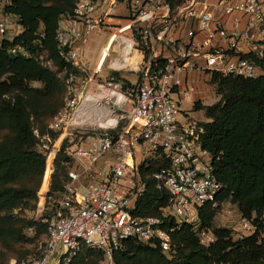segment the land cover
I'll return each instance as SVG.
<instances>
[{"label":"built area","instance_id":"2783aa9c","mask_svg":"<svg viewBox=\"0 0 264 264\" xmlns=\"http://www.w3.org/2000/svg\"><path fill=\"white\" fill-rule=\"evenodd\" d=\"M13 2L0 0V45L26 30L21 15L7 10ZM56 43L61 68L47 50L45 58L38 55L65 84L63 105L49 127L60 131L69 126L93 94L89 81L98 88L113 85L116 98L129 101L128 118L86 134L70 126L60 142L66 139L64 150L71 156L68 178L53 198L49 188L45 197L51 199L38 206L46 230L30 254L10 264L69 263L84 247L101 250L114 264V252L128 239L174 250L173 232L197 222L204 206L221 204L224 186L201 140L205 120L187 110L183 119L177 118L183 99L195 90L193 84L181 86L195 71L264 77V0H75L58 19ZM97 43L99 59L92 55ZM10 51L32 55L19 42ZM128 59H137L138 69L130 71L135 81L115 73ZM107 60L114 71L102 76ZM34 133L38 149L48 156L58 138L38 127ZM150 164L156 166L151 172L156 187L168 194L159 214L139 213L148 189L141 166ZM87 176L93 179L83 182ZM261 220L264 225V215ZM240 229V236L260 231L264 238V226L259 228L254 215L241 214ZM199 237L206 246L217 239L211 227L201 228Z\"/></svg>","mask_w":264,"mask_h":264},{"label":"trees","instance_id":"16d2710c","mask_svg":"<svg viewBox=\"0 0 264 264\" xmlns=\"http://www.w3.org/2000/svg\"><path fill=\"white\" fill-rule=\"evenodd\" d=\"M74 3L75 0H14L7 6V10L21 15L26 30L0 45V264H8L12 254H25L27 249L20 243L36 240V244L45 232L47 223L40 220L37 234L29 236L25 229L36 224V220L21 212L37 208L39 190L40 202H44L53 160L50 191L61 190L68 178L71 156L62 147L54 159H49L45 151L38 149L40 140L34 127L42 133L46 131L33 119L40 121L44 108L49 125L63 105L65 93L57 71L44 66L38 55L47 50L58 67L63 66L56 29L60 15L71 10ZM16 42L25 45L32 55L10 51ZM34 80L43 85H31ZM212 81L220 98L211 104L197 102L196 109H203L209 118L203 121L201 140L213 154L214 170L224 183L218 201L236 202L244 215L256 214L258 222L264 215V77L213 72ZM55 93L60 99L51 104L49 98ZM141 167L148 189L139 213L159 214L168 194L156 187L151 176L156 166ZM217 207L211 203L204 206L197 222L174 231V250L166 252L142 240L128 239L113 254L116 264H264V238L260 231L234 238L231 228L213 225ZM17 208L21 210L15 212ZM263 226L261 220L259 228ZM203 227L213 228L217 236L208 246L200 242ZM103 256L101 250L84 247L71 262L62 264H100Z\"/></svg>","mask_w":264,"mask_h":264},{"label":"rangeland","instance_id":"374dc122","mask_svg":"<svg viewBox=\"0 0 264 264\" xmlns=\"http://www.w3.org/2000/svg\"><path fill=\"white\" fill-rule=\"evenodd\" d=\"M100 43H97V46L95 48L94 54L97 59H99L100 52ZM42 54V58H45V51H40ZM112 55H116V53H113ZM109 60L104 62V65L102 67V76H108L111 71H114V69L110 68L107 63ZM94 69V70H93ZM93 70V71H92ZM93 73L96 71L95 69V62L92 63L91 70ZM116 76H119L120 78H128L129 76L132 77V80H136V74H132L127 68H123L122 70L118 71ZM79 77V76H78ZM61 85L63 87V92L65 93V84L63 79L59 76ZM193 84L195 86V90L193 91V94L190 98H185L182 101V112L177 114L178 119L184 118V111L187 110L190 112L191 115L198 117L200 119L206 118L205 113L202 110H195L197 108V102H202L204 104H211L217 101L220 98V94L217 92V85L212 81V75L208 73H201V76L196 78L195 81L188 80L187 83L185 82L181 88L184 89L187 87V85ZM31 85L33 86H42L43 83L39 80H34L31 82ZM87 87L91 88V91L95 93L96 100L94 103H92L88 109V111L81 115L77 116L74 121L71 123L70 126L74 128V132L77 134H86L87 132L91 130H98L100 127V124H106L111 118L117 119L118 124L125 122V120L128 118V110L130 108L129 101H121L122 97L116 98V95L112 93L113 85H106L102 88H98V84L94 82H90L87 84ZM175 97H178L176 94H174ZM60 96H58L57 93H55L51 98H49V102L51 104H55L59 101ZM120 103V105L118 104ZM83 103V102H82ZM81 103V104H82ZM80 107V106H79ZM79 109V108H78ZM42 118L39 120L33 119L34 124L38 125L40 128H44L45 131H49L53 137L59 138L63 132H65V128L60 131H54L49 128V125H46L45 120L47 119L46 110L44 108H41ZM206 120V119H203ZM66 144V139H64L63 143L60 145V149L57 150L60 151L62 147ZM57 154V153H56ZM55 154V155H56ZM55 166V163H54ZM69 168V165H68ZM67 168V169H68ZM53 173V172H52ZM51 173L50 182H49V188L52 189V181H53V174ZM63 174H60V177L63 179ZM93 179V177H86L83 179V182H87L89 180ZM42 185V184H41ZM41 189V188H40ZM49 190V189H48ZM51 194V197H55L57 195V191H49ZM47 196V195H45ZM51 197H45L46 200L51 199ZM44 198V200H45ZM40 190L38 191V205L36 209H25L22 210V214L26 215L30 218H33L36 220V224H34L31 227H27L25 231L29 236H35L37 234V228L39 226V215L40 212L38 211V206L42 202H40ZM20 208H17L15 212L20 211ZM241 214H243L238 204L230 199L224 200L221 204L217 207V213L213 220L214 226H226L231 228L232 230V236L234 238L240 237L242 233V229H240V217ZM254 217H256V214H254ZM261 223V219L258 221ZM36 241V240H35ZM35 241L33 240H27L22 241L20 243L21 246H24L27 249V252L25 254H12L9 258L8 264L12 262L14 259H22L28 254H30L34 248H35ZM1 246V245H0ZM111 261L106 258V256H103L102 259H100V264H110ZM114 264H116L114 260Z\"/></svg>","mask_w":264,"mask_h":264},{"label":"bare ground","instance_id":"6f19581e","mask_svg":"<svg viewBox=\"0 0 264 264\" xmlns=\"http://www.w3.org/2000/svg\"><path fill=\"white\" fill-rule=\"evenodd\" d=\"M136 61H137V59H128L127 60V63L125 64L124 67L127 68L129 71H136L138 69V66L136 64ZM95 100H96V95H95V93H93V94H91V96H90L89 99L83 101V103L80 105L79 109L71 116V118L69 120V126H67L65 128V132H63V134L56 140L53 149L51 150L50 154L47 156L49 159H54L55 158L56 150H57V148L60 145L61 139L63 138V136L67 132H69L70 125L74 121V119L77 116H81V115L85 114L88 111L90 105L92 103H94ZM116 120H117L116 118L115 119L111 118V119L107 120L108 122L106 124L105 123L104 124H100V127H108V126H111V125L115 124ZM79 197H82V195L79 194Z\"/></svg>","mask_w":264,"mask_h":264},{"label":"crops","instance_id":"0c3cea01","mask_svg":"<svg viewBox=\"0 0 264 264\" xmlns=\"http://www.w3.org/2000/svg\"><path fill=\"white\" fill-rule=\"evenodd\" d=\"M207 1L210 2L211 4H214L217 0H207ZM217 13L218 14H221V11H217ZM200 76H201V72L195 71V72H191L188 76L186 75L185 78L187 79V81L188 80L195 81V79L198 78V77H200ZM195 110H202L203 111V109H195ZM203 119L209 120V118H207V117L206 118H203Z\"/></svg>","mask_w":264,"mask_h":264}]
</instances>
